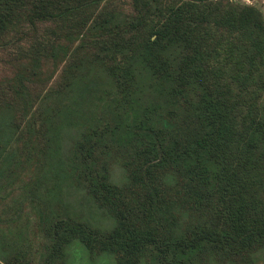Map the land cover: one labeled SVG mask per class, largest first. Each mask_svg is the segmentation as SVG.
<instances>
[{"label": "trees", "instance_id": "16d2710c", "mask_svg": "<svg viewBox=\"0 0 264 264\" xmlns=\"http://www.w3.org/2000/svg\"><path fill=\"white\" fill-rule=\"evenodd\" d=\"M6 47L24 75L0 83V185L22 179L4 150L13 135L32 166L21 200L38 246L22 248L27 217L14 212L0 220V264H254L264 249L255 4L0 0ZM46 63L57 77L27 93Z\"/></svg>", "mask_w": 264, "mask_h": 264}, {"label": "rangeland", "instance_id": "374dc122", "mask_svg": "<svg viewBox=\"0 0 264 264\" xmlns=\"http://www.w3.org/2000/svg\"><path fill=\"white\" fill-rule=\"evenodd\" d=\"M245 3L255 4L261 11L264 17V0H240ZM20 64L17 63L16 60L12 58L10 54L9 47L0 48V83H2L7 89V81L11 80L16 73L24 75L23 72L19 69ZM40 69L42 73L37 77H30L29 80H34L32 83L28 85L27 93L40 92L43 91L47 85L54 80L56 76V69L52 70V66L50 64L41 65ZM58 69V66H57ZM50 74L47 76V73ZM12 91H8V96ZM36 103V100L32 101V107ZM13 110V109H11ZM13 136V135H12ZM9 143L5 146V151L12 149L15 151V160L14 165L16 166V170L19 171L20 178H16L13 184H2L0 185V220H4L10 214L17 212L20 214V218L22 219L24 215L27 217L26 226L23 229L22 234V242L21 246L27 253H35L38 246V238L36 237V232L34 233V225L33 220L36 218V214L34 213L32 205L27 202L21 200L23 195L22 185L24 181H27L33 175L30 170H32V166L28 165L24 167L25 161V147L21 145V139H17L16 137L12 138ZM26 151H28L26 149ZM31 162V160H29ZM20 164V165H19ZM117 168H113V172H116ZM2 186V187H1ZM34 228V229H33ZM254 264H264V249L259 250L254 255Z\"/></svg>", "mask_w": 264, "mask_h": 264}]
</instances>
